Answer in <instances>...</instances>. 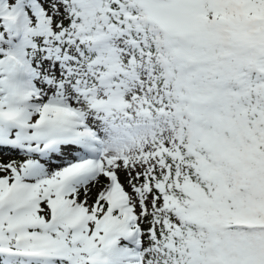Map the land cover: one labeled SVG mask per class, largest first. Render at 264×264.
I'll list each match as a JSON object with an SVG mask.
<instances>
[{
	"label": "snow or ice",
	"instance_id": "6c2138e0",
	"mask_svg": "<svg viewBox=\"0 0 264 264\" xmlns=\"http://www.w3.org/2000/svg\"><path fill=\"white\" fill-rule=\"evenodd\" d=\"M0 264H264V0H0Z\"/></svg>",
	"mask_w": 264,
	"mask_h": 264
}]
</instances>
